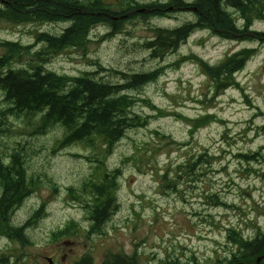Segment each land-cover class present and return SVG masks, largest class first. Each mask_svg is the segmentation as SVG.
Returning <instances> with one entry per match:
<instances>
[{"label": "rangeland", "instance_id": "rangeland-1", "mask_svg": "<svg viewBox=\"0 0 264 264\" xmlns=\"http://www.w3.org/2000/svg\"><path fill=\"white\" fill-rule=\"evenodd\" d=\"M231 11L242 25L238 12ZM195 20V13L177 11L134 18L117 33L99 25L85 48H68L46 62L58 74L96 72L118 84L126 83L127 74L161 71L157 80L128 91L136 98L131 111L147 124L128 130L109 154H102L101 145L59 147L64 128L53 125L37 134L39 117H2L8 104L0 90V157L8 163L19 152L28 185V196L10 219L12 227H23L25 240L0 235V264H49L47 257L55 264H75L84 256L101 264L110 254L136 255L140 264L174 258L187 264L193 257L201 264H228L235 249L232 229L252 238L264 233V162L241 156L264 154V40H227L197 30L162 58L144 47L155 27ZM68 26L0 19V42L36 51L44 46L39 33L60 34ZM252 28L264 33V20ZM246 47L256 52L236 73L239 83L217 91L200 60L215 66ZM5 52L0 46V56ZM30 55L11 67H27ZM205 152L208 163L190 175L179 169ZM103 170L116 172L117 206L96 231L86 183L99 181ZM214 194L227 205H214ZM67 227L69 233L62 235Z\"/></svg>", "mask_w": 264, "mask_h": 264}, {"label": "trees", "instance_id": "trees-1", "mask_svg": "<svg viewBox=\"0 0 264 264\" xmlns=\"http://www.w3.org/2000/svg\"><path fill=\"white\" fill-rule=\"evenodd\" d=\"M231 9L238 12L242 25H239ZM177 11L193 12L196 20L173 28L155 27L153 36L144 44L146 49L152 51L153 57L162 58L166 53L177 50L197 30H210L227 40H264L263 33L252 28L256 20H264V0H195L192 3L169 0L167 3L157 1L149 4L139 0H0L2 20L14 23H69L60 34L39 33V42L44 46L36 51H30L31 47L21 46L17 42H0V46L6 48L5 54L0 56V90L8 104L2 117H39L37 134H44L53 125L64 128L65 134L59 140V147L75 143L91 148L101 145L102 154L111 153L128 130L147 124L146 119L131 111L136 98L128 91L140 89L157 80L161 71L156 69L127 74L126 83L118 84L106 81L96 72H86L81 76L58 74L48 69L46 62L68 48H85L91 41V32L99 25H105L111 29V33H117L122 32L125 24L134 18L146 20ZM255 52L256 48L246 47L228 55L215 66L202 60L200 63L205 73L213 79L217 91H223L239 83L236 73L244 68ZM29 54L27 67H11L15 59L22 61ZM98 65L100 69H106ZM110 71L118 73L114 69ZM208 155L207 152L202 153L195 161L181 165L179 169H189L190 175L196 166L208 163ZM241 156L248 161L264 162V154ZM9 159L5 163L0 157V235L24 241L23 227L15 228L10 224L13 211L28 196L24 159L19 152L12 153ZM99 162L101 164L103 161ZM115 173L114 170H103L99 181L92 179L86 183L91 193L87 205L96 231L117 206ZM170 183L174 181L171 179ZM210 198L216 206L227 205L218 194ZM69 229L67 227L60 233L68 234ZM229 237L235 249L228 264H258V258L264 257L263 232L252 238L232 229ZM77 264L94 262L85 256ZM101 264H140V260L136 255L110 254ZM165 264L184 263L174 258L166 260ZM187 264L201 263L193 257ZM261 264H264V258Z\"/></svg>", "mask_w": 264, "mask_h": 264}, {"label": "water", "instance_id": "water-1", "mask_svg": "<svg viewBox=\"0 0 264 264\" xmlns=\"http://www.w3.org/2000/svg\"><path fill=\"white\" fill-rule=\"evenodd\" d=\"M263 37H264V33H263ZM263 258L264 257H259L258 258V264H260V262L263 260ZM47 260H48V262H49V264H55V262H54V260H53V258L52 257H47Z\"/></svg>", "mask_w": 264, "mask_h": 264}, {"label": "flooded vegetation", "instance_id": "flooded-vegetation-1", "mask_svg": "<svg viewBox=\"0 0 264 264\" xmlns=\"http://www.w3.org/2000/svg\"><path fill=\"white\" fill-rule=\"evenodd\" d=\"M84 257H85V256H84ZM81 259H83V257H82ZM81 259H80V260H81ZM80 260H79V261H77L75 264L79 263V262H80ZM260 264H261V262H260Z\"/></svg>", "mask_w": 264, "mask_h": 264}]
</instances>
